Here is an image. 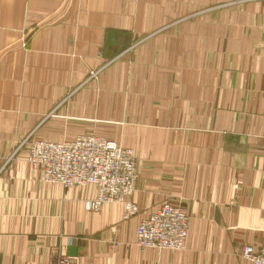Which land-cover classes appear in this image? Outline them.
<instances>
[{
    "label": "crops",
    "instance_id": "obj_1",
    "mask_svg": "<svg viewBox=\"0 0 264 264\" xmlns=\"http://www.w3.org/2000/svg\"><path fill=\"white\" fill-rule=\"evenodd\" d=\"M0 0V264H250L264 243V0ZM100 70L97 77H90ZM132 148L123 202L41 179L26 138ZM165 202L184 250L143 248Z\"/></svg>",
    "mask_w": 264,
    "mask_h": 264
},
{
    "label": "built area",
    "instance_id": "obj_2",
    "mask_svg": "<svg viewBox=\"0 0 264 264\" xmlns=\"http://www.w3.org/2000/svg\"><path fill=\"white\" fill-rule=\"evenodd\" d=\"M99 72L91 71L90 77H97ZM22 146L28 147V161L39 170L42 180L65 187L96 185L98 195L87 203L89 209H99L109 202H123L129 213L138 211V205L129 200L138 178L132 149L93 133L64 142L29 137L20 142L17 149ZM190 222L187 207L165 202L142 219L137 228V244L143 248L184 250ZM242 254L250 264H264V243L246 244ZM59 264H76V261L71 256H63Z\"/></svg>",
    "mask_w": 264,
    "mask_h": 264
},
{
    "label": "rangeland",
    "instance_id": "obj_3",
    "mask_svg": "<svg viewBox=\"0 0 264 264\" xmlns=\"http://www.w3.org/2000/svg\"><path fill=\"white\" fill-rule=\"evenodd\" d=\"M240 2H242V0H233V2L231 3V4H229V5H233V6H235V7H237V6H239V4H240ZM93 134H96V133H93ZM98 135V134H97ZM106 138V137H105ZM37 140H40V139H37ZM109 140V139H108ZM40 141H45V140H40ZM109 141H111V140H109ZM48 142H51V141H48ZM113 142V141H112ZM115 143V142H114ZM116 144H119V143H116ZM120 145V144H119ZM122 146V145H121ZM130 149H132V148H130ZM133 150V149H132ZM134 151V150H133ZM134 153H135V151H134ZM135 157H136V162H137V168L139 167V159H138V157L136 156V154H135ZM138 176H139V173H138ZM138 179V178H137ZM134 203V202H133ZM171 204V203H170ZM186 207V206H185ZM190 228V227H189ZM188 237H189V233H188ZM188 237H187V241H186V245H185V248H186V246H187V242H188ZM177 251H180V250H177ZM241 254H242V250H241ZM242 256H243V254H242ZM244 257V256H243Z\"/></svg>",
    "mask_w": 264,
    "mask_h": 264
},
{
    "label": "bare ground",
    "instance_id": "obj_4",
    "mask_svg": "<svg viewBox=\"0 0 264 264\" xmlns=\"http://www.w3.org/2000/svg\"><path fill=\"white\" fill-rule=\"evenodd\" d=\"M164 250H169V249H164ZM245 258V257H244ZM245 259H247V258H245ZM248 260V259H247ZM249 261V260H248ZM250 262V261H249Z\"/></svg>",
    "mask_w": 264,
    "mask_h": 264
}]
</instances>
